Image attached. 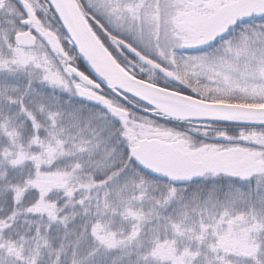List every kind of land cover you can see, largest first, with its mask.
<instances>
[{"label":"snow or ice","instance_id":"6c2138e0","mask_svg":"<svg viewBox=\"0 0 264 264\" xmlns=\"http://www.w3.org/2000/svg\"><path fill=\"white\" fill-rule=\"evenodd\" d=\"M0 264H264V0H0Z\"/></svg>","mask_w":264,"mask_h":264}]
</instances>
